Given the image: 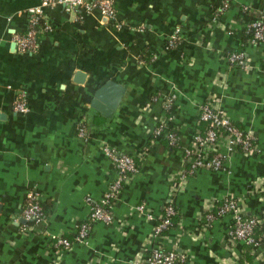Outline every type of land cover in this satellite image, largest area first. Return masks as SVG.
Returning a JSON list of instances; mask_svg holds the SVG:
<instances>
[{"label":"crops","instance_id":"crops-1","mask_svg":"<svg viewBox=\"0 0 264 264\" xmlns=\"http://www.w3.org/2000/svg\"><path fill=\"white\" fill-rule=\"evenodd\" d=\"M42 0H0V264H129L162 245L186 255L184 264H264V241L251 247L230 239L233 215L208 213L227 197L246 216L264 221V41L249 38L253 16L264 0H114L117 15L45 8L52 30L41 35L34 53L20 52L13 36L28 28L29 10ZM252 13H243V6ZM180 29L176 47L168 41ZM242 50L250 68L233 67L230 52ZM86 73L84 82L75 73ZM124 89L111 116L108 92L93 106L107 81ZM25 92L29 111L14 103ZM177 97L170 110L165 99ZM256 137L255 153L236 151L224 169L200 168L179 183L184 149L203 130L200 106L208 97ZM176 130L172 146L163 118ZM86 137L79 136L80 123ZM105 146L134 156L138 171L112 206L111 223L95 222L85 242L58 254L50 234L74 240L116 177ZM40 192L45 219L29 224L22 216L26 194ZM175 189L178 215L163 237L156 218ZM143 204L145 211L136 210Z\"/></svg>","mask_w":264,"mask_h":264},{"label":"built area","instance_id":"built-area-1","mask_svg":"<svg viewBox=\"0 0 264 264\" xmlns=\"http://www.w3.org/2000/svg\"><path fill=\"white\" fill-rule=\"evenodd\" d=\"M232 0H224L220 7V12L228 9ZM58 5H64L69 11L83 10L91 12L98 10L108 19H115L117 8L114 0H42L41 3L29 10L28 28L23 33H16L13 36L17 48L20 52L34 53L39 48V41L42 34L51 31L52 26L44 14L45 8H52ZM250 6H243V13H252ZM248 32L252 33L251 41L257 43L264 41V14L260 13L250 20ZM180 29L177 28L170 36L168 47H176L180 39ZM227 60L233 67L248 70L250 64L245 51H233L228 53ZM177 97V93L172 92L165 99V108L170 110ZM14 109L17 112L26 114L29 106L26 100L25 92H20L15 103ZM170 119L165 117L160 121L155 129L156 134L164 132L166 123ZM200 122L205 124L204 130H198L192 139L190 146L184 149L185 167L178 174L175 180L177 186L181 181L192 176L200 168L210 170H221L225 168L226 161L236 151L242 153H255L258 150L256 137L250 131L239 127L235 121L224 111L218 98L214 95L208 97L200 106ZM167 137L170 145L175 146L178 143V132L167 129ZM78 133L81 137H86V125L82 122L78 127ZM104 151L112 160L116 177L109 184L102 199L91 204L90 213L87 220L77 223L76 235L74 240L63 235L50 234L51 245L58 254H62L72 248L75 242H85L90 234L93 223L113 221L112 206L117 201L123 191L124 185L130 176L134 175L139 164L137 159L129 154L120 152L113 147L105 146ZM163 211L155 219L157 223L154 226V234L158 237L164 236V231L173 224V217L177 214L175 203V189L170 193V199L162 207ZM136 210L145 211V206L140 204ZM215 213H208L207 217L212 220L216 215H233V226L230 229L229 237L235 241L243 242L251 247H257L264 241V230L256 235L258 226L264 224V221L257 216H246L237 199L233 197L225 198L217 207ZM22 216L27 222L39 224L45 219V211L41 202L40 192L36 189H30L26 194L25 205L22 210ZM32 224V225H33ZM186 255L177 252L174 249H167L162 245H156L152 248L146 259H137L129 264H184Z\"/></svg>","mask_w":264,"mask_h":264},{"label":"water","instance_id":"water-1","mask_svg":"<svg viewBox=\"0 0 264 264\" xmlns=\"http://www.w3.org/2000/svg\"><path fill=\"white\" fill-rule=\"evenodd\" d=\"M86 77V73L82 70H78L75 73V81L82 83L84 82V79ZM123 87L116 83L115 81H107L105 84L100 86L96 91H95V97L93 99V106L102 109V106L99 104V101L103 100L106 102V99L104 100V96L108 92H112V98L110 101L106 102L107 104V111L103 113L105 116H111L113 114V111L118 107L121 98H122V93H123ZM106 109L105 107L102 109ZM26 221V220H25ZM27 222V221H26Z\"/></svg>","mask_w":264,"mask_h":264},{"label":"trees","instance_id":"trees-1","mask_svg":"<svg viewBox=\"0 0 264 264\" xmlns=\"http://www.w3.org/2000/svg\"><path fill=\"white\" fill-rule=\"evenodd\" d=\"M254 17H255V16H253V18H254ZM249 38H252V33H250V32H249ZM237 51H242V50H237ZM201 123L203 124V127L205 128V124H204L203 122H201ZM235 123H236V122H235ZM236 124H237V123H236ZM237 125L243 129L242 126H240L239 124H237ZM204 128H203V130H204ZM177 145H178V143H177L175 146H177ZM176 208H177V206H176ZM162 211H163V209H162ZM177 215H178V208H177V214L173 217V224H172V226H171L169 229H166V230L163 232V233H164V236H166V235L168 234L169 230L175 225ZM157 222H158V221H157ZM157 222H155V223H157ZM29 224H33V223L29 222ZM263 230H264V224L258 226L257 229H256V235H259Z\"/></svg>","mask_w":264,"mask_h":264}]
</instances>
